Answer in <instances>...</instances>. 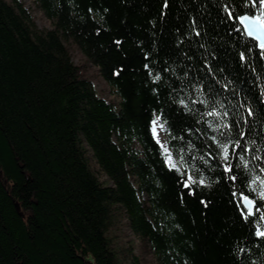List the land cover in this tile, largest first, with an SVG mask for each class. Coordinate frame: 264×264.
<instances>
[{
    "label": "trees",
    "instance_id": "trees-1",
    "mask_svg": "<svg viewBox=\"0 0 264 264\" xmlns=\"http://www.w3.org/2000/svg\"><path fill=\"white\" fill-rule=\"evenodd\" d=\"M260 2L0 0V264H264Z\"/></svg>",
    "mask_w": 264,
    "mask_h": 264
},
{
    "label": "rangeland",
    "instance_id": "rangeland-1",
    "mask_svg": "<svg viewBox=\"0 0 264 264\" xmlns=\"http://www.w3.org/2000/svg\"><path fill=\"white\" fill-rule=\"evenodd\" d=\"M19 1L24 4L25 8L29 12L31 11L30 13H31L32 17L34 16L33 18L35 19V23H36L38 30H50L51 29L50 23L48 22L47 19L44 18L42 13L36 9V7L32 3V0H19ZM69 46L71 48V58H72L71 60H73L72 62L75 65H79L83 59L81 53L75 48L74 45L69 43ZM94 71H96V70H94ZM94 71L91 70V75L94 73ZM93 85L95 87L97 94L100 97L107 99L109 101L112 100V101H115L118 103L119 100L113 94L112 89L109 86H107L105 84V82L100 77H96ZM152 133H153L154 138L157 140V142L162 147L163 151L168 154L169 151H168V148H167L166 143H165V135H164L163 125L161 123H159L158 121L153 123ZM167 163L169 166H171L173 168L176 167L175 162H174L172 157L167 158ZM119 235L120 236H119L118 240H119L120 246H125L126 248H129L131 246L133 248L132 252L136 253L137 255H139L144 260L143 264H155L153 255L150 253L148 247L144 248L141 243H139L138 241H135V237H133L130 234V232L126 229V227L123 229L122 233H120ZM129 240L131 241V243L128 242Z\"/></svg>",
    "mask_w": 264,
    "mask_h": 264
},
{
    "label": "snow or ice",
    "instance_id": "snow-or-ice-1",
    "mask_svg": "<svg viewBox=\"0 0 264 264\" xmlns=\"http://www.w3.org/2000/svg\"><path fill=\"white\" fill-rule=\"evenodd\" d=\"M260 8L262 10L260 16H254L252 18H250L249 16H244L240 21L242 24L246 23V30L249 36L255 35L259 37L261 33L264 32V0H261ZM261 46L264 47V44H262ZM227 152L228 149L225 147L224 148L225 157H227ZM261 235H264V233H261Z\"/></svg>",
    "mask_w": 264,
    "mask_h": 264
},
{
    "label": "water",
    "instance_id": "water-1",
    "mask_svg": "<svg viewBox=\"0 0 264 264\" xmlns=\"http://www.w3.org/2000/svg\"><path fill=\"white\" fill-rule=\"evenodd\" d=\"M244 16H247V15H244ZM244 16H241L239 19H238V25L240 27V29L242 30L243 34L250 40H252L253 42L256 43V45L258 47H262L261 45L264 44V32L261 33V35L259 37L253 35V36H249L248 33H247V30H246V23L245 24H242L240 21L242 19V17ZM250 17V16H249ZM252 18V17H250ZM250 202V203H249ZM240 205L241 207L246 211L247 215L248 216H251L252 215V212H253V204L252 202L247 199V198H242L240 200ZM16 210H19L18 206L16 205ZM89 261H93L92 258H88Z\"/></svg>",
    "mask_w": 264,
    "mask_h": 264
},
{
    "label": "bare ground",
    "instance_id": "bare-ground-1",
    "mask_svg": "<svg viewBox=\"0 0 264 264\" xmlns=\"http://www.w3.org/2000/svg\"><path fill=\"white\" fill-rule=\"evenodd\" d=\"M31 12V11H30ZM34 17V16H33ZM49 22V21H48ZM73 61V60H72ZM113 91V90H112ZM112 101V100H111Z\"/></svg>",
    "mask_w": 264,
    "mask_h": 264
}]
</instances>
